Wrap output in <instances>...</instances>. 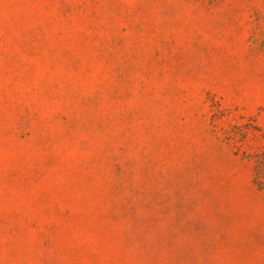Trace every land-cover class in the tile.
Here are the masks:
<instances>
[{"label":"rangeland","instance_id":"374dc122","mask_svg":"<svg viewBox=\"0 0 264 264\" xmlns=\"http://www.w3.org/2000/svg\"><path fill=\"white\" fill-rule=\"evenodd\" d=\"M264 0H0V264H264Z\"/></svg>","mask_w":264,"mask_h":264},{"label":"trees","instance_id":"16d2710c","mask_svg":"<svg viewBox=\"0 0 264 264\" xmlns=\"http://www.w3.org/2000/svg\"><path fill=\"white\" fill-rule=\"evenodd\" d=\"M263 173H264V153L261 154L260 156H257L255 159V176H256V181L259 184L262 183L263 179Z\"/></svg>","mask_w":264,"mask_h":264}]
</instances>
